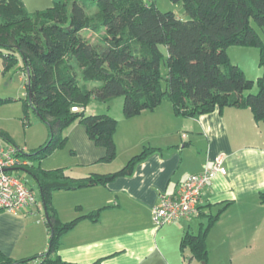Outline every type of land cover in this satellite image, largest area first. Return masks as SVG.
Instances as JSON below:
<instances>
[{
    "label": "trees",
    "instance_id": "16d2710c",
    "mask_svg": "<svg viewBox=\"0 0 264 264\" xmlns=\"http://www.w3.org/2000/svg\"><path fill=\"white\" fill-rule=\"evenodd\" d=\"M169 1L181 3L188 19L172 11L162 12L147 0H58L35 13H29L21 0H0V58L5 69L21 60L26 75L23 106L48 131L42 147L23 154L30 161L24 171L36 180L44 209L47 251L19 261L0 255V264H31L37 259L39 264H66L56 256L60 238L82 220L96 222L99 211L59 224L51 195L129 176L138 162L156 150L144 147L110 175L71 179L62 170H41V160L64 148L65 131L74 123L85 128L90 141L104 148L103 162L115 159L113 137L118 121L107 114H87L91 100L108 103L122 97L125 119L153 111L167 100L178 118L194 119L235 108L249 109L253 119L264 124V76L248 80L226 53L230 46L258 48L263 63L264 43L250 22L264 33V0ZM163 61L167 67L164 75L160 69ZM91 82L100 86L90 89L87 84ZM254 87L257 92L250 93ZM11 101L0 99V106ZM0 138L10 142L3 132ZM259 201L264 204V193L259 194ZM227 205L207 216L197 234H183L179 249L188 263L209 264L206 238ZM199 214L197 208L196 217Z\"/></svg>",
    "mask_w": 264,
    "mask_h": 264
},
{
    "label": "crops",
    "instance_id": "0c3cea01",
    "mask_svg": "<svg viewBox=\"0 0 264 264\" xmlns=\"http://www.w3.org/2000/svg\"><path fill=\"white\" fill-rule=\"evenodd\" d=\"M21 1L29 13H35L58 0ZM117 121L113 137L117 156L112 162L102 161L104 148L96 146L85 128L74 123L65 131L64 148L39 163L43 171L62 170L68 178L85 179L117 172L144 147L156 149L129 176L51 195L59 224L99 211L96 222L82 220L60 238L56 256L62 262L191 264L180 252L181 237L185 232L197 234L207 216L228 204L208 232V263L264 264V204L259 201V194L264 193V124L255 121L249 109L224 108L183 119L163 100L153 111ZM0 132L8 135L2 127ZM118 154L124 162L120 169L113 166ZM220 155L226 174H217L203 190L197 206L199 217L156 226L153 208L159 196L173 194L179 184L206 165L210 167ZM41 208L44 212L42 203ZM40 210L36 203L26 212L0 213V255L19 261L47 251L48 231Z\"/></svg>",
    "mask_w": 264,
    "mask_h": 264
},
{
    "label": "rangeland",
    "instance_id": "374dc122",
    "mask_svg": "<svg viewBox=\"0 0 264 264\" xmlns=\"http://www.w3.org/2000/svg\"><path fill=\"white\" fill-rule=\"evenodd\" d=\"M147 3H153L156 8L162 12L172 11L181 19H188L184 13L181 3H172L169 0H147ZM251 27L257 32L260 39L264 43V33L255 24L250 22ZM86 36L94 40L93 35L89 33ZM229 61L238 66L248 80L256 81L264 76V60L261 62V53L258 48L230 46L226 50ZM161 73L164 75L167 71L166 63L163 61L160 66ZM88 88L100 86L98 82L87 84ZM257 88L254 87L250 93H256ZM12 99L8 104L0 106V127L8 133L11 145H15L25 154H31L37 151L48 139V131L37 115L31 110L23 106L26 99V75L22 70V62L19 60L13 67L5 69L0 58V99ZM123 98H113L110 103H99L91 100L86 106V113L91 115L107 114L118 120L123 117L122 114ZM110 108V109H109ZM121 116V117H120ZM118 117V118H117ZM2 140V138H0ZM5 144V140H2ZM9 142V143H10ZM6 145V144H5ZM117 156V155H116ZM117 161L113 166L120 169L124 162L120 160L119 154ZM15 176L20 177L27 186L32 188L36 195V203L40 206L41 219H44V212L41 208V200L38 194V188L34 177L23 170L13 171ZM196 221V220H195ZM193 224H195L193 222ZM196 233L197 228H193ZM191 264H197L192 261Z\"/></svg>",
    "mask_w": 264,
    "mask_h": 264
},
{
    "label": "built area",
    "instance_id": "2783aa9c",
    "mask_svg": "<svg viewBox=\"0 0 264 264\" xmlns=\"http://www.w3.org/2000/svg\"><path fill=\"white\" fill-rule=\"evenodd\" d=\"M23 154L17 147L0 145V213L26 212L36 204L35 192L13 174L30 165ZM223 159L222 155L217 156L210 167L206 165L202 172L190 175L173 194H161L153 208L155 225L160 227L196 215L203 190L211 185L217 174H226Z\"/></svg>",
    "mask_w": 264,
    "mask_h": 264
}]
</instances>
